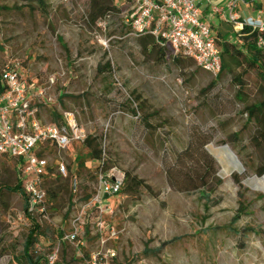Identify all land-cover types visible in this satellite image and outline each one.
<instances>
[{"label": "rangeland", "instance_id": "374dc122", "mask_svg": "<svg viewBox=\"0 0 264 264\" xmlns=\"http://www.w3.org/2000/svg\"><path fill=\"white\" fill-rule=\"evenodd\" d=\"M89 1L45 0L41 12L33 1L0 0V65L16 59L53 107L76 111L87 134L100 137L109 167L143 180L135 192L110 197L104 212L85 214L87 229L100 215L105 247L120 263L136 257L132 264H264V174L256 173L261 153L249 142L254 125L240 130L245 114L232 77L241 68L224 71L210 87L213 75L193 59L177 66L171 57L160 63L154 52L140 50L136 37L125 32L128 0H112L119 13L93 25ZM105 51L110 78L95 70ZM244 82L245 99L252 101L257 73L250 69ZM127 106L136 114L120 108ZM151 111L152 129L140 122ZM40 116L49 120L47 108ZM234 131L238 138L231 137ZM85 152L73 143L48 157L66 166ZM71 167L74 172V162ZM55 173L69 179L68 187L48 199L49 238L36 248L50 251L47 257L57 250L53 263L81 264L58 232L69 230L77 211L69 195L77 203L87 200L97 186L96 171L90 165L71 177L68 170ZM16 182L13 162L0 157V264H29L22 254L29 223L21 195L12 190ZM82 243L79 251L91 252L98 239L84 235Z\"/></svg>", "mask_w": 264, "mask_h": 264}, {"label": "built area", "instance_id": "2783aa9c", "mask_svg": "<svg viewBox=\"0 0 264 264\" xmlns=\"http://www.w3.org/2000/svg\"><path fill=\"white\" fill-rule=\"evenodd\" d=\"M240 0H227L228 19L240 30L244 26L264 33V18L239 20L234 11ZM251 2L256 0H250ZM200 0H132L130 13L125 15V22L130 25L131 35L150 33L167 43L171 52L183 54L193 59L199 67L212 75H217L221 68V48L211 34V26L200 17ZM218 12L222 8L214 7ZM264 44L259 38L258 45ZM49 101L44 97V88L36 86L24 77L19 62L8 59L0 65V156H11L21 160L20 179L26 196L27 210L39 219L49 220L48 197L43 185V178L50 163L48 157L38 152L44 144H51L56 149H64L73 143H81L87 132L77 121L72 112H64L65 123L43 121L39 115L38 103ZM57 172L63 176L67 168L62 161H57ZM124 174L110 168L99 171L97 186L91 196L77 203L70 218V227L61 237V242L68 243L82 256L79 246L85 234L84 217L93 212L102 213L108 207V198L117 195L123 184ZM74 191L76 188L74 187ZM104 222L97 216L95 227L89 226L90 235L98 236V246L91 251L83 264H111L116 252L105 247L103 235ZM110 235L116 232L110 228ZM56 251L47 257L53 264Z\"/></svg>", "mask_w": 264, "mask_h": 264}, {"label": "trees", "instance_id": "16d2710c", "mask_svg": "<svg viewBox=\"0 0 264 264\" xmlns=\"http://www.w3.org/2000/svg\"><path fill=\"white\" fill-rule=\"evenodd\" d=\"M27 2H35L37 7L41 10V12L46 11V3L45 0H26ZM130 5L132 4V0H128ZM119 13V9L117 7V3L112 0H90L89 8H88V22L93 25L99 22L100 20H105L108 17L114 16ZM130 13V9L125 15ZM124 15V27L125 32L130 34V25L125 22ZM131 35V34H130ZM221 35V34H219ZM138 40V44L140 50L143 53H152L156 54L155 60L157 62H163L164 58L171 57L172 61L175 65L181 66L183 61L189 59L190 57L183 55L181 53L175 54L171 52L167 43L160 37H154L150 33H142L140 35H133ZM222 36V35H221ZM235 40L227 39L223 37L222 39H218V44L221 48V68L217 75H213L214 79L210 81L208 86L215 85L216 78L221 77L224 71L231 70L234 67H240L241 70L233 75V81L236 84V99L243 103L242 113L245 114V121L240 130H243L249 123H252L255 127L253 133L249 137L250 144L257 150L260 151V163L256 170L258 175L264 174V44L258 45L259 38L264 40V33H261L255 29H251L248 26H244L240 33L236 35ZM252 69L254 70L259 78V84L257 86V94L258 96L252 100L247 101L245 99V89L246 84L244 82V76L247 72ZM96 73L98 75L105 76L106 78L112 77L113 67L111 60L107 57V52L105 51L102 54V58L97 62L95 67ZM61 95L59 97L60 103L62 100ZM134 99L138 100L139 95H134ZM54 106V103L50 101L38 103L39 115L41 113L42 108H47L49 114V120L47 122L55 123L57 125H63L65 123V119L63 117L64 112H72L76 117L77 121V113L71 109H64L61 112L57 110ZM124 108L133 114H136V109L133 107H120ZM155 111L144 112L143 115L140 116V122L148 128H154L150 118L153 117ZM79 122V121H78ZM239 130V131H240ZM239 131H234L231 134L232 138L239 137ZM241 132V131H240ZM81 145L86 149L85 154H76L72 163L66 165V168L69 172V176H74L79 173L81 168L90 167V165H94V170L96 171V178L99 171L104 172L110 169L108 166V160L106 159V155L104 153V149L101 146L100 137L96 134L89 133L85 137V139L81 142ZM55 147L51 146V144H44L41 150L38 152L39 155L48 157L49 153L55 151ZM6 158L13 162L14 171L17 176V182L12 187V190L18 192L22 197V213L26 217L29 225L26 231V235L22 242V254L25 259H27L29 264H41L45 263L49 264L47 261V254L50 251H46L44 248L43 251L37 250L36 246L39 245L44 238H49L48 232L49 227L45 225L47 220L39 219V217L35 214L29 213L27 210L26 196L22 190L21 179H20V163L21 160L18 158H14L11 156H0ZM49 158V157H48ZM75 163V171L71 170V166ZM57 164L53 161H50L47 166V171L43 178V185L47 192V197L49 200H56L59 196L61 190H67L68 180L69 179H61L60 175H57L55 171H57ZM58 173V172H57ZM64 182H61L63 181ZM139 186H143V180L137 178L134 175H130L129 172H126L123 180V184L121 186V190H131L136 191ZM95 190V189H94ZM94 192V191H93ZM74 198V197H73ZM71 196L69 195L68 200H70V204H74ZM238 215H236L237 217ZM235 220V218H234ZM105 229V226L103 227ZM246 231H253L254 229L251 227H247ZM67 232V231H66ZM65 232H58V240H61L62 235ZM85 236L92 237L89 234V230L87 229V225H85ZM99 235H93L94 238H98ZM57 240V241H58ZM53 243L55 239L51 240ZM51 242V243H52ZM50 243V244H51ZM31 252H35V259L31 260L30 254ZM82 256L76 255L77 259L81 261L83 264L84 260L89 257L90 252H81ZM115 257V256H114ZM111 258V264H126L115 261V258ZM137 260L136 257L131 258V262L134 263ZM131 263V264H132ZM56 264V263H53Z\"/></svg>", "mask_w": 264, "mask_h": 264}, {"label": "crops", "instance_id": "0c3cea01", "mask_svg": "<svg viewBox=\"0 0 264 264\" xmlns=\"http://www.w3.org/2000/svg\"><path fill=\"white\" fill-rule=\"evenodd\" d=\"M227 0H200L199 11L200 17L208 22L211 26V34L218 39L226 37L230 40H235L240 33V27L228 19V9L226 6ZM214 7L222 8L218 12ZM234 11L239 15V20L254 19L257 16L264 18V0H240ZM221 34V35H219ZM109 199V198H108Z\"/></svg>", "mask_w": 264, "mask_h": 264}, {"label": "water", "instance_id": "95a60500", "mask_svg": "<svg viewBox=\"0 0 264 264\" xmlns=\"http://www.w3.org/2000/svg\"><path fill=\"white\" fill-rule=\"evenodd\" d=\"M261 181H264V177H261Z\"/></svg>", "mask_w": 264, "mask_h": 264}]
</instances>
